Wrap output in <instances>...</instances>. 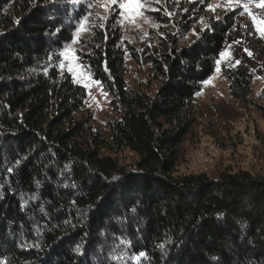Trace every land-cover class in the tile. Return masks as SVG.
Listing matches in <instances>:
<instances>
[{"label":"trees","instance_id":"obj_1","mask_svg":"<svg viewBox=\"0 0 264 264\" xmlns=\"http://www.w3.org/2000/svg\"><path fill=\"white\" fill-rule=\"evenodd\" d=\"M6 1L0 264H264V176L171 175L188 133L187 112L215 72L234 16L186 46V25L166 30L156 44L129 46L137 62L151 65L159 81L154 93L128 89L120 29H95L85 58L118 114L106 138L89 118H76L86 90L59 66L72 25H63L54 7L24 0L7 10ZM227 77L235 97L251 94L249 72ZM123 148L140 155L135 168L104 152Z\"/></svg>","mask_w":264,"mask_h":264},{"label":"rangeland","instance_id":"obj_2","mask_svg":"<svg viewBox=\"0 0 264 264\" xmlns=\"http://www.w3.org/2000/svg\"><path fill=\"white\" fill-rule=\"evenodd\" d=\"M24 0H7L6 9L14 3ZM34 6L54 7L56 18L59 17L66 27L71 26V41L62 45L60 69L67 72L76 82L85 88L84 106L76 118H89L91 126L102 136H110L109 122L118 116L113 105V95L95 80L88 68L85 54L95 29L119 28L122 33V44L125 50V80L130 91L154 93L159 81L154 77L149 63L137 62L129 51V46L140 49L144 45L156 44L158 38L166 30L186 25L181 32L180 46H186L200 37V34L217 20L234 16L235 23L229 30L222 52L227 55L220 60V71H216L207 79L211 83H202L201 90L195 95L187 112L189 118L188 133L180 148V154L171 175L207 173L218 176L221 172H238L246 170L255 175L264 176V37L257 33L250 17L241 15L240 9H228L226 0H159L147 7L155 9L146 11L144 15L152 23L141 19L139 27H134L117 15L119 9L109 6L107 12L103 8H88V4L97 0H27ZM225 5L208 9V4ZM253 12L264 16V8L251 5ZM89 12V27L76 37L81 18ZM97 12L106 19H99ZM171 13V15H167ZM201 19L203 22H201ZM103 24V27L98 25ZM153 24L158 25L154 27ZM61 30V29H60ZM60 30H57L58 33ZM176 30V29H175ZM54 35V34H52ZM76 43H73V40ZM235 41H239L235 43ZM69 47L70 56L61 53ZM248 49L252 54L245 51ZM74 56L75 59L71 57ZM63 61V64L61 62ZM239 61L240 63H236ZM79 65V67H76ZM76 69V75L68 71ZM244 70L253 76V90L245 99L235 97L229 88L227 74L229 71ZM77 83V82H76ZM105 154L115 156L127 168H135L140 155L128 148L117 151L104 150ZM126 248V240H122ZM103 251H101L102 253ZM127 252V251H126ZM102 255V254H101ZM121 256V255H120ZM112 258V256H111ZM121 258V257H120ZM115 263L118 261L114 259ZM118 264H120L118 262Z\"/></svg>","mask_w":264,"mask_h":264},{"label":"snow or ice","instance_id":"obj_3","mask_svg":"<svg viewBox=\"0 0 264 264\" xmlns=\"http://www.w3.org/2000/svg\"><path fill=\"white\" fill-rule=\"evenodd\" d=\"M159 3V0H97L96 3H89L88 8H103L105 12L108 11L109 6H115L116 8L119 9L117 15L122 18V21H127L128 23L132 24L134 27H139V21L141 19L147 21L148 23H152L151 20L148 19L144 15L146 11H153L155 9H151L147 7L148 5L152 3ZM255 4L256 8H264V0H226V7L228 9H240L241 10V15H244L245 13L250 17L252 25L257 33H259L262 37H264V16H258L256 15L253 10L251 5ZM225 5H216L213 6L212 4H208V9L210 11H215L216 7H221ZM99 19H106V16H101L99 12L96 13ZM92 15L91 12H89L87 15L83 16L80 21L79 28L76 31V37H80V34L82 32L87 31L89 27V17ZM167 15H171V13H167ZM201 22L203 20L201 19ZM99 27H103V24L98 25ZM154 27H158V25L153 24ZM239 41H235V43H238ZM73 43H76V40H73ZM69 47L66 46L65 50L61 53L62 56L69 57L70 52H69ZM246 52H248L249 55L252 53L248 50L245 49ZM227 54L224 52L220 53V56L224 58ZM72 59H75L74 56L71 57ZM236 63H240L239 61H236ZM63 64V61L61 62ZM220 60L216 61V71H220L219 68ZM76 67H79L77 65ZM69 72H72L73 75H76V69L73 67L68 68ZM77 83H81L82 81L78 78L76 80ZM204 84H209L211 83V78L209 80H205L203 82ZM95 84L99 85L100 81H95ZM84 87L88 88L89 83L84 82ZM199 94V93H198ZM145 253L141 252L137 259L140 257L144 256Z\"/></svg>","mask_w":264,"mask_h":264}]
</instances>
